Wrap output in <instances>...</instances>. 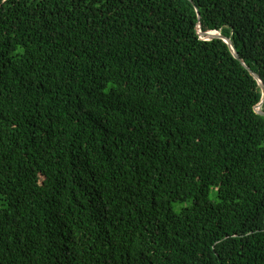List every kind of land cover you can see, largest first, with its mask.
Listing matches in <instances>:
<instances>
[{"label": "trees", "instance_id": "trees-1", "mask_svg": "<svg viewBox=\"0 0 264 264\" xmlns=\"http://www.w3.org/2000/svg\"><path fill=\"white\" fill-rule=\"evenodd\" d=\"M261 87L264 0H0V264H264Z\"/></svg>", "mask_w": 264, "mask_h": 264}, {"label": "rangeland", "instance_id": "rangeland-1", "mask_svg": "<svg viewBox=\"0 0 264 264\" xmlns=\"http://www.w3.org/2000/svg\"><path fill=\"white\" fill-rule=\"evenodd\" d=\"M210 197H211V198L214 197V192H212V193L210 194ZM181 207H182V204H180V203H178V202H174V203H172V208H173L176 212H178L179 209H180Z\"/></svg>", "mask_w": 264, "mask_h": 264}, {"label": "water", "instance_id": "water-1", "mask_svg": "<svg viewBox=\"0 0 264 264\" xmlns=\"http://www.w3.org/2000/svg\"><path fill=\"white\" fill-rule=\"evenodd\" d=\"M230 45V44H229ZM261 91H262V95L264 94V91H263V88L261 87ZM262 101V100H261ZM260 105H261V102L259 103V106L258 107H260Z\"/></svg>", "mask_w": 264, "mask_h": 264}, {"label": "bare ground", "instance_id": "bare-ground-1", "mask_svg": "<svg viewBox=\"0 0 264 264\" xmlns=\"http://www.w3.org/2000/svg\"><path fill=\"white\" fill-rule=\"evenodd\" d=\"M204 244V243H203Z\"/></svg>", "mask_w": 264, "mask_h": 264}]
</instances>
